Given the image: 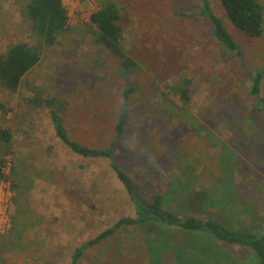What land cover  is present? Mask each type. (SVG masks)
Returning <instances> with one entry per match:
<instances>
[{
	"label": "rangeland",
	"instance_id": "1",
	"mask_svg": "<svg viewBox=\"0 0 264 264\" xmlns=\"http://www.w3.org/2000/svg\"><path fill=\"white\" fill-rule=\"evenodd\" d=\"M99 1L62 0L68 31L40 47L38 64L16 92L0 84V127L12 133L3 168L10 181L0 183V264H68L79 245L134 214L108 160L75 155L55 136L48 109L30 102L39 93L55 99L71 139L90 147L114 141L115 162L143 197L162 194L184 213L195 207L185 196L207 191L197 214L264 233V121L257 104L264 98V32L246 37L220 0H207L240 47L233 55L207 19L192 15L201 12V0H113L121 45L139 68L126 74L88 29ZM25 4L0 0V53L16 42L40 43L22 16ZM259 71L254 95L250 75ZM187 80L184 103L177 89ZM126 86L133 87L129 116L115 139ZM146 238L139 228L121 230L87 248L77 264H149Z\"/></svg>",
	"mask_w": 264,
	"mask_h": 264
},
{
	"label": "trees",
	"instance_id": "2",
	"mask_svg": "<svg viewBox=\"0 0 264 264\" xmlns=\"http://www.w3.org/2000/svg\"><path fill=\"white\" fill-rule=\"evenodd\" d=\"M232 24L246 37L257 39L264 32V6L260 0H220ZM200 15L213 26L217 43L233 55L240 54V47L224 27L223 22L212 12L207 0H201ZM22 16L28 21L31 33L40 40L37 46L16 42L0 53V84L10 92H16L23 78L40 60V47L52 46L61 34L68 31L69 16L62 0H26ZM120 11L113 0H100L89 16V31L95 42L117 60L120 71L132 74L139 70L137 62L127 55L121 45L122 28ZM264 69V67H263ZM251 93L259 95L262 72L250 75ZM185 81L177 89L182 102L189 101V86ZM133 93L132 86L122 91V106L115 122V139L121 137L129 116L128 103ZM31 104L45 107L52 122L55 136L75 155L84 158H103L109 161L117 181L132 203L134 214L120 217L112 226L99 232L79 245L68 264H77L84 251L112 238L128 228L142 229L146 234V254L149 264H264V233L249 229L230 228L223 223L200 216L202 202L207 200V191L185 196L187 204H195L191 212L181 213L180 208L165 204L162 194L143 197L131 176L114 159V141L106 146L90 147L70 138L59 112L54 109V98L32 97ZM259 111L264 121V98H258ZM12 133L0 127V183L10 181L4 171L6 157L10 152ZM14 170V167L11 168ZM205 200V201H206ZM186 210L187 208H183ZM202 211V209H201ZM236 248V249H234Z\"/></svg>",
	"mask_w": 264,
	"mask_h": 264
}]
</instances>
